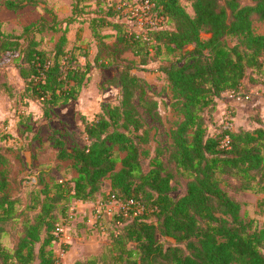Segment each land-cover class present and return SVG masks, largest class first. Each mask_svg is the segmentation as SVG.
<instances>
[{
	"label": "trees",
	"instance_id": "obj_1",
	"mask_svg": "<svg viewBox=\"0 0 264 264\" xmlns=\"http://www.w3.org/2000/svg\"><path fill=\"white\" fill-rule=\"evenodd\" d=\"M105 1L95 0L107 11L90 15L86 21L97 45L95 61L116 69L105 87H118V102H103L92 118L83 117V127L78 129L82 142L74 138L68 145L67 136H77L74 128H50L48 139L56 157L70 160L76 174L52 185L39 180L38 173L30 177L31 184H43L32 205L38 211L33 220H24V235L14 248L1 242V233L2 223L16 217L18 199L7 191V169H0V264H33L37 259V264H55V228L66 216L68 203L95 202L105 194L142 201L145 211L114 214L112 219L119 226L109 232L108 247L98 257L78 259L74 264H264V227L241 213L239 198L246 190L264 193V118H257L253 127L232 125L229 130L223 129L221 121L216 134L209 132L218 99L225 92L249 91L243 87L249 69L254 76L263 74L264 80V33L255 32L253 26L254 18L264 20V0H194V14L181 0H148L157 16H165L167 25L148 27L149 39L121 19L120 0ZM36 3L5 0L3 4L18 10ZM69 23L62 26L43 18L27 24L20 36L0 35V60L12 62L24 81L19 90L0 82V90L17 95L26 106L39 102L45 120L51 119L55 107L79 97L92 68L90 62L80 60L77 45L67 46ZM44 31L59 33L50 50L38 37ZM203 31L209 36L203 37ZM228 36L238 37V43L229 44ZM188 45L193 47L184 50ZM128 52L142 65L149 63L151 55L163 56L168 63L161 68L173 97L181 99L175 108H181L182 117L172 123L171 140L157 143L148 166L144 164L149 154L146 145L163 117ZM258 81L248 78L250 84ZM26 112L20 113L19 121L26 127L19 130L32 132ZM227 134L230 147L222 145ZM31 137L40 136L33 133ZM8 163L0 145V165ZM104 179L110 180L106 193ZM179 187L184 192L172 195ZM52 188L54 195L49 193ZM58 194L64 210L53 213ZM160 236L174 241H163Z\"/></svg>",
	"mask_w": 264,
	"mask_h": 264
},
{
	"label": "rangeland",
	"instance_id": "obj_2",
	"mask_svg": "<svg viewBox=\"0 0 264 264\" xmlns=\"http://www.w3.org/2000/svg\"><path fill=\"white\" fill-rule=\"evenodd\" d=\"M5 0H0V35L20 36L24 31V27L34 21L47 19L51 23L61 24L65 26L69 23V43L67 46L72 48L78 46L80 52V60L82 62H90L92 68L89 78L83 88L81 96L64 105L55 107L52 117L45 120L42 115V108L39 102H30L28 106L16 96L11 97L0 90V145L4 146L5 153L9 158V163L6 166L0 165L1 168H6L10 183L7 188L11 196L17 197L16 204L17 215L13 219H9L2 223L4 232L1 233V242L7 247L14 248L20 237L24 235V220L35 217L38 209L32 207L36 202L35 196L37 189L42 187L31 184L30 177H35L38 173V178H42L43 182L49 184L58 183L59 180L71 179L75 169L70 160H62L56 157V150L52 142L48 139L50 128L52 126H65L76 129L75 136H67L68 145H72L74 138H78L82 142V137H79L78 129L83 127L82 119L84 116L92 117L96 110H100L103 102L117 103L119 98V89L116 86L105 87L106 79L109 78L116 69L114 67H102L95 61L97 53L96 41L92 37L87 24V18L90 15H96L98 12H106V7L99 6L95 0H37L35 5H27L21 9L13 10L4 5ZM108 2V0H106ZM105 1L104 4H107ZM186 10L194 14V0H181ZM254 30L257 33H264V20L254 18ZM105 33L113 34L110 29H104ZM59 33L53 31H44L38 34L42 37V45L46 49H52L55 39ZM203 37H208L209 33L203 31ZM109 40L113 41L110 37ZM23 41V40H21ZM226 41L233 45L238 43L239 39L236 36L226 37ZM193 45H188L184 48L190 49ZM80 48V49H79ZM182 50L178 56L184 52ZM128 57L135 59L138 63V69H134L136 73L142 75L147 80L148 93L155 97L159 102L163 121L156 123L153 130L152 139L146 145L149 149V154L144 158V164L148 166L151 156L155 153V148L158 142L165 143L171 140L170 128L174 119L182 117L179 104L181 99L173 97V91L170 81L166 73L162 70V66L168 61L163 56L151 55L150 61L146 65L139 62V58L133 56L130 52ZM177 58L176 56H172ZM264 65V53L261 55ZM262 71H264L262 69ZM261 71V72H262ZM252 70L249 69L243 87L245 90H251L252 85L248 82V78L252 76L258 79L260 83L259 92H254L249 100L239 101L231 97L230 92H225L218 99L216 117L212 123H209V132L216 134L219 131L221 124L220 113L224 109H230L233 116L234 128H237V121L243 125L242 127H253L257 125L253 119H263L257 107L260 105L259 96L264 98V80L263 74L254 76ZM0 82L14 84L16 89H22L24 85L23 79L18 73V69L9 60H0ZM233 101L230 106L228 102ZM225 103V104H223ZM234 104V105H233ZM220 105V106H219ZM224 105V106H222ZM262 105V104H261ZM26 110V115H29V122L32 126V132L23 131L25 124H19L20 113ZM29 113V114H28ZM38 134L39 138H33L32 134ZM72 138V139H71ZM124 155V152H121ZM122 166L118 163V168ZM46 169L45 171L41 170ZM104 193L110 189V180L104 179L102 183ZM55 188L49 190L50 195H54ZM184 192L183 187L172 191V195H180ZM45 194L41 193L43 198ZM57 195V201L53 209V213H61L64 209V200ZM92 206L85 208V211L77 212L71 220L69 229V239L66 243L55 244L54 247L59 256V260L63 264H74L76 260H87L92 257H98L104 249L108 247L111 239L109 232L117 229V223L112 219L114 217L113 207H106V194L99 195ZM239 198L242 202L241 213L253 218L259 227H264V193L256 195L251 190H246L240 193ZM163 241L173 242V238L169 236H160ZM38 259L33 263L37 264ZM232 264H238L233 262Z\"/></svg>",
	"mask_w": 264,
	"mask_h": 264
},
{
	"label": "built area",
	"instance_id": "obj_3",
	"mask_svg": "<svg viewBox=\"0 0 264 264\" xmlns=\"http://www.w3.org/2000/svg\"><path fill=\"white\" fill-rule=\"evenodd\" d=\"M111 2V0H108ZM121 3L119 4V7L121 8V19L126 21L129 25H131L133 28H135L136 32L138 34L143 33L144 36L149 39V36L147 34L148 27L155 29L160 27H166L165 24V16L160 15L157 16L156 12H153L152 6L153 4L150 3L148 0H120ZM254 90H250L248 92L246 91H237V92H230L231 97L234 99H237L239 101L242 100H249L253 94ZM221 121L223 129H231L233 125V116L231 115L230 109H224L221 115ZM222 145L225 147H230V137L227 134L222 139ZM61 181H63L61 179ZM108 194V193H107ZM85 202L82 200H72L68 203L67 209H66V216L57 222L56 228H55V234L57 237V240H55V244H63L68 241L69 237V229L71 220L74 218V216L77 214V212H81L84 210H81L82 205ZM106 207H113L115 210L114 214L123 213L124 215H140L144 213L145 211V205L142 203V201L136 200L134 198H130L126 201L121 200L114 195L108 194L106 196L105 203ZM58 255V254H57ZM55 264H63L59 260V256Z\"/></svg>",
	"mask_w": 264,
	"mask_h": 264
},
{
	"label": "crops",
	"instance_id": "obj_4",
	"mask_svg": "<svg viewBox=\"0 0 264 264\" xmlns=\"http://www.w3.org/2000/svg\"><path fill=\"white\" fill-rule=\"evenodd\" d=\"M89 28V27H88ZM90 30V29H89ZM142 76V75H141ZM252 85V89L251 90H254L255 92H258L259 94H260V92L258 91L259 90V88H260V83H257V84H251ZM85 86V85H84ZM84 86H83V88H84ZM83 88H82V90H81V92H80V95H79V97L81 96V94H82V91H83ZM78 97V98H79ZM77 98V99H78ZM261 99V100H260ZM230 100V102H228V105L230 106V104H232L233 103V101L231 100V99H229ZM259 100H260V106L259 107H257L258 109H259V111H262V112H260L261 113V115H262V117L264 116V98L262 97V95H260L259 96ZM223 104H225V103H223ZM262 104V105H261ZM234 105V104H233ZM220 106V105H219ZM222 106H224V105H222ZM97 111H99L98 109L96 110V112ZM95 112V113H96ZM222 112H223V110L221 111V113H220V117H221V115H222ZM95 113L93 114V116L95 115ZM92 116V117H93ZM92 117H89V118H92ZM253 121L256 123V124H258V120L257 119H253ZM237 127H240V126H243V125H241V123L239 122V121H237ZM76 174V172L75 173H73V175H75ZM109 191V190H108ZM108 191H106V192H108ZM99 198V197H98ZM95 202L93 201V202H85L83 205H82V209L81 210H84L85 212H86V210H85V208L86 207H88V206H92V204H94Z\"/></svg>",
	"mask_w": 264,
	"mask_h": 264
}]
</instances>
